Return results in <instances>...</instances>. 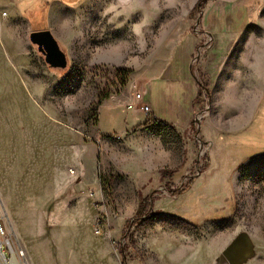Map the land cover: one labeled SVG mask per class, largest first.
Masks as SVG:
<instances>
[{
	"label": "rangeland",
	"instance_id": "374dc122",
	"mask_svg": "<svg viewBox=\"0 0 264 264\" xmlns=\"http://www.w3.org/2000/svg\"><path fill=\"white\" fill-rule=\"evenodd\" d=\"M52 1L0 0V216L27 264H264V106L209 128L204 87L215 46L264 38V0H90L66 69L30 39ZM143 88L157 117L189 114L181 131L103 136L101 107L130 117Z\"/></svg>",
	"mask_w": 264,
	"mask_h": 264
},
{
	"label": "crops",
	"instance_id": "0c3cea01",
	"mask_svg": "<svg viewBox=\"0 0 264 264\" xmlns=\"http://www.w3.org/2000/svg\"><path fill=\"white\" fill-rule=\"evenodd\" d=\"M71 1L53 0L52 8L50 7L47 11L48 14L51 13V16L49 20L46 18V30L52 32L58 43L59 40L71 42L73 38L81 35V28L84 27L82 19L85 16L83 14L84 18L81 19V13L90 0ZM11 10L23 11L16 4L12 5ZM256 38L257 41L254 42L256 46L253 51L252 48L247 49L248 41L246 39L235 41L240 47L238 51L233 52V55L226 50L227 48L222 51L221 47H214L212 52L214 57L209 64L206 85H204L210 102V111L207 117H212L210 121L208 120L209 128L216 126L215 128L219 129L222 127V129L234 131L243 130L262 110L264 106V38ZM215 44L219 45V41L216 40ZM231 56L232 58H230ZM190 72L187 73L186 79L193 82V92L196 96L192 101V109L200 108V102L205 98L202 96L201 86L203 84L194 78L192 70ZM143 93L145 94L144 101L149 104L146 100L147 91L144 88ZM149 105L152 107L151 104ZM118 107L120 106L111 103H106L101 107L98 126L103 136H115V134L150 124L144 114L129 111L131 116L128 117L129 114L125 115L123 111L121 113L120 110L123 109ZM185 114L188 113L180 111V115L177 114L173 119L158 117L159 124L174 126L181 131L179 122L185 120L181 117ZM121 127L123 128L118 133L117 129ZM199 127L201 128V125Z\"/></svg>",
	"mask_w": 264,
	"mask_h": 264
},
{
	"label": "built area",
	"instance_id": "2783aa9c",
	"mask_svg": "<svg viewBox=\"0 0 264 264\" xmlns=\"http://www.w3.org/2000/svg\"><path fill=\"white\" fill-rule=\"evenodd\" d=\"M144 97L143 92L124 95L126 109L142 113L148 119L157 120V115L152 107L144 101ZM0 264H27L25 251L14 243L13 235L2 216H0Z\"/></svg>",
	"mask_w": 264,
	"mask_h": 264
},
{
	"label": "water",
	"instance_id": "95a60500",
	"mask_svg": "<svg viewBox=\"0 0 264 264\" xmlns=\"http://www.w3.org/2000/svg\"><path fill=\"white\" fill-rule=\"evenodd\" d=\"M31 42L46 53V62L55 69H66L68 58L51 31L33 32Z\"/></svg>",
	"mask_w": 264,
	"mask_h": 264
},
{
	"label": "trees",
	"instance_id": "16d2710c",
	"mask_svg": "<svg viewBox=\"0 0 264 264\" xmlns=\"http://www.w3.org/2000/svg\"><path fill=\"white\" fill-rule=\"evenodd\" d=\"M155 122H157L158 123V125H160V126H164V127H167V126H165L163 123H160L159 124V120H155ZM176 194L175 195H177L178 194V192H175ZM145 204H146V200H144L143 201V203H142V205L140 206V216H141V218L142 219H148V212H146V209H144L145 208ZM144 217V218H143Z\"/></svg>",
	"mask_w": 264,
	"mask_h": 264
},
{
	"label": "flooded vegetation",
	"instance_id": "af4514ba",
	"mask_svg": "<svg viewBox=\"0 0 264 264\" xmlns=\"http://www.w3.org/2000/svg\"><path fill=\"white\" fill-rule=\"evenodd\" d=\"M36 46H37V45H36ZM37 48H38L39 52H40V53L45 57V59H46V53H45V51H44V50H41L39 46H37Z\"/></svg>",
	"mask_w": 264,
	"mask_h": 264
}]
</instances>
